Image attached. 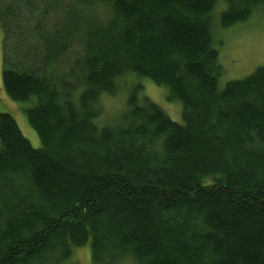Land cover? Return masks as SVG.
<instances>
[{
  "label": "trees",
  "instance_id": "trees-1",
  "mask_svg": "<svg viewBox=\"0 0 264 264\" xmlns=\"http://www.w3.org/2000/svg\"><path fill=\"white\" fill-rule=\"evenodd\" d=\"M220 1L221 28L264 7L0 0L2 88L41 143L0 112V264H64L86 244L93 264H264V65L219 87ZM127 75L166 88L183 122L132 85L98 126Z\"/></svg>",
  "mask_w": 264,
  "mask_h": 264
},
{
  "label": "rangeland",
  "instance_id": "rangeland-1",
  "mask_svg": "<svg viewBox=\"0 0 264 264\" xmlns=\"http://www.w3.org/2000/svg\"><path fill=\"white\" fill-rule=\"evenodd\" d=\"M5 1V0H2ZM225 8L224 2L220 1L214 8V27L216 28V47L218 61L222 66V73L218 78V85L223 88L230 80L242 79L251 74L256 67L264 65V7L259 6L252 15L244 21L235 23L229 27L219 26V13ZM218 27H217V26ZM3 31L0 28V112L10 113L16 120L22 133L30 141L34 148L41 146L36 132L27 122L25 109L29 102H18L10 99L4 92L1 83L3 63ZM114 95L104 94L99 103L101 115L95 120L96 124H112L118 119L126 105L128 88L138 86L141 96H146L158 104L167 115L175 122L182 123V105L178 100H168L167 90L158 86L148 78L127 75L122 78ZM93 264L90 259L89 245L80 246L73 250L71 258L64 264ZM121 264H132L124 260Z\"/></svg>",
  "mask_w": 264,
  "mask_h": 264
},
{
  "label": "bare ground",
  "instance_id": "bare-ground-1",
  "mask_svg": "<svg viewBox=\"0 0 264 264\" xmlns=\"http://www.w3.org/2000/svg\"><path fill=\"white\" fill-rule=\"evenodd\" d=\"M24 191V190H23ZM83 245V244H82Z\"/></svg>",
  "mask_w": 264,
  "mask_h": 264
}]
</instances>
